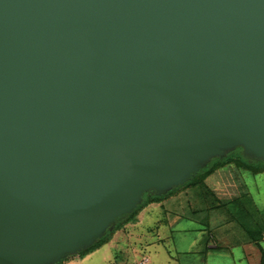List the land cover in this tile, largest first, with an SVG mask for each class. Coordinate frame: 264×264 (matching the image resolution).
<instances>
[{
	"label": "water",
	"instance_id": "water-1",
	"mask_svg": "<svg viewBox=\"0 0 264 264\" xmlns=\"http://www.w3.org/2000/svg\"><path fill=\"white\" fill-rule=\"evenodd\" d=\"M235 147L264 162V0H0V264H56Z\"/></svg>",
	"mask_w": 264,
	"mask_h": 264
},
{
	"label": "crops",
	"instance_id": "crops-1",
	"mask_svg": "<svg viewBox=\"0 0 264 264\" xmlns=\"http://www.w3.org/2000/svg\"><path fill=\"white\" fill-rule=\"evenodd\" d=\"M226 167L232 176L223 179L222 191L210 186L214 193L202 197L190 188L182 206L179 193L149 203L135 220L157 207L161 217L152 225L135 233L134 225L124 224L100 247L60 264H83L92 257L95 264H138L142 258L143 264H259L262 255L264 263V230L255 222L262 220L260 193L251 188L253 179L246 183L234 176L236 168Z\"/></svg>",
	"mask_w": 264,
	"mask_h": 264
},
{
	"label": "trees",
	"instance_id": "trees-1",
	"mask_svg": "<svg viewBox=\"0 0 264 264\" xmlns=\"http://www.w3.org/2000/svg\"><path fill=\"white\" fill-rule=\"evenodd\" d=\"M225 166H233L236 169L247 171L252 176L264 173V162L260 160H249L242 154L240 147H235L221 157L211 158L204 167L190 174L183 183L172 187L167 192L161 195H156L151 192L144 193L142 195L141 202L130 213L117 217L114 222L105 230L101 237L95 239L91 245L87 246L83 250L78 251L75 253V255L82 257L106 243L114 231L122 227L124 224L131 223L135 219L136 214L149 203L158 202L166 197L178 193L180 190H186L190 188L196 189L197 192L202 195V197L212 195L214 192L211 188H209L205 180L212 173ZM234 199L236 200V198ZM70 256H72V254ZM68 257L69 256L62 258L56 264L62 263ZM259 264H264L263 255Z\"/></svg>",
	"mask_w": 264,
	"mask_h": 264
},
{
	"label": "rangeland",
	"instance_id": "rangeland-1",
	"mask_svg": "<svg viewBox=\"0 0 264 264\" xmlns=\"http://www.w3.org/2000/svg\"><path fill=\"white\" fill-rule=\"evenodd\" d=\"M229 168H233V167L230 166ZM232 170L234 172V176L235 177H238V178L242 177V179L244 181H246V183H250L252 181V179L254 180L255 186H251V188L257 187V190L260 193V202H261V204H259L258 207H259L260 216L262 218V220H260V221L256 220L255 222H256V225H258L261 230H264V174H257L256 176H252L247 171H243V170H240V169H235V170L232 169ZM231 173H232L231 171H229L228 169H225L223 167V168L215 171L214 173H212L210 176H208L205 181H206V183H207V185L209 187L210 186L215 187L220 192V191H222L221 188H222L223 179H227L230 176H232ZM187 190L188 189L178 191V193L180 194V199H179L180 206L183 205V201L182 200H184V199L187 200V198H188L187 197V194H188ZM244 202H245V200H244ZM249 206L250 205H248L247 209H249ZM151 208H154V206L151 205ZM160 217L161 216L159 215V210H158L157 207H156V209H154V211L152 209V211L150 213H146V211H142L140 213V216L136 220L134 219L131 222V224L136 227L134 232L135 233H139L142 230L141 227H146L148 225H152L154 220L156 218H160ZM246 223H247V221H246ZM248 224H251V221ZM73 254L75 255V253H73ZM70 255L71 254H69L67 256H70ZM95 263H96V260L93 259V257H92L91 261H88V262L83 263V264H95Z\"/></svg>",
	"mask_w": 264,
	"mask_h": 264
},
{
	"label": "built area",
	"instance_id": "built-area-1",
	"mask_svg": "<svg viewBox=\"0 0 264 264\" xmlns=\"http://www.w3.org/2000/svg\"><path fill=\"white\" fill-rule=\"evenodd\" d=\"M145 262H146V259H145V258H142V259L139 261L138 264H143V263H145Z\"/></svg>",
	"mask_w": 264,
	"mask_h": 264
}]
</instances>
